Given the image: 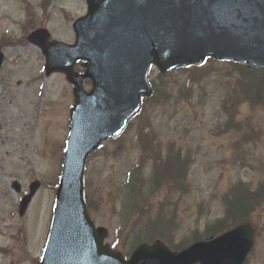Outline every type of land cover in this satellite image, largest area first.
Here are the masks:
<instances>
[{
  "label": "rangeland",
  "instance_id": "rangeland-1",
  "mask_svg": "<svg viewBox=\"0 0 264 264\" xmlns=\"http://www.w3.org/2000/svg\"><path fill=\"white\" fill-rule=\"evenodd\" d=\"M42 1L0 0V41L6 42L0 73V248L7 249L0 252V264H37L52 217L74 103L72 85L62 74L45 75V58L26 36L45 26L53 38L73 43V22L86 14L87 3ZM238 67L216 61L200 69L175 70L165 77L168 96L148 103L120 141H106L89 156L85 191L96 206L91 212L94 221L110 231L108 242L122 231L126 235L120 223L122 185L149 133L157 151L174 140L191 162L188 191L179 202L164 204L160 217L155 215L156 206L161 209L164 195L155 199L156 205L153 200L137 209L150 232L155 230L152 222L162 228L172 205L177 239L192 230L202 231L207 222L224 216L232 186L243 182L255 190L264 182V97L259 102L251 94L256 91L245 93L248 79L241 77ZM158 74L151 68V79ZM237 82L244 95L239 96L237 125L228 127L223 101ZM84 84L91 88L89 80ZM160 153L156 154L162 157ZM36 179L42 186L20 219V197ZM15 180L22 185L20 193L12 187ZM251 220L259 233L247 264H264V205Z\"/></svg>",
  "mask_w": 264,
  "mask_h": 264
},
{
  "label": "water",
  "instance_id": "water-1",
  "mask_svg": "<svg viewBox=\"0 0 264 264\" xmlns=\"http://www.w3.org/2000/svg\"><path fill=\"white\" fill-rule=\"evenodd\" d=\"M88 13L74 23L75 44L51 40L46 28L28 40L46 56V74L64 72L75 104L50 234L41 264H244L256 240L251 223L173 252L162 241L141 245L126 260L104 244L106 228L94 227L84 201L88 155L118 136L150 96L148 71L162 73L201 64L207 56L264 69V0H87ZM84 60V73L75 70ZM4 53L0 45V68ZM85 78L93 80L90 92ZM36 181L20 205L23 216L40 187ZM20 191L21 186L15 183Z\"/></svg>",
  "mask_w": 264,
  "mask_h": 264
},
{
  "label": "trees",
  "instance_id": "trees-1",
  "mask_svg": "<svg viewBox=\"0 0 264 264\" xmlns=\"http://www.w3.org/2000/svg\"><path fill=\"white\" fill-rule=\"evenodd\" d=\"M233 64L238 65L236 63ZM238 70L242 73L241 77L247 76L246 78L248 79L247 84L249 86L246 87L245 93H247V91L249 93H251L250 91H256V93L251 94L254 95V99L261 102L264 97V71L241 64ZM244 81H246V79ZM166 82L167 79L161 75L153 80L152 85L155 93L145 104L155 101L159 97L163 99L165 96H168ZM240 87L238 82L236 85L232 86L228 97L223 101V108L229 116L227 122L228 127L234 124L237 125L235 116L238 112V106L241 104L239 96L243 97L244 95V92L240 91L243 90V88L239 89ZM152 134L153 133H149L142 139L143 145H140V161L130 173L129 179L124 184L123 213H126L125 225L128 235H125L124 242L120 244L121 249L126 250L128 246L138 240H147L146 238L152 239L155 237L162 238L174 249H182L196 240L213 237L237 224L251 221L252 213L259 210L261 205H264V182L260 183L256 190H253L248 184L238 183L232 186L225 200L226 210L224 216L214 221L207 222L202 231L193 230L184 235L180 241H175L174 234L176 230L175 221L173 220L176 219L177 215L176 212H172L174 209L172 205L169 209V211H171L170 215L168 214L165 217L166 219L162 222V228L159 227L158 224H153L152 222L151 226H154L153 228L155 230L150 232V226L147 220H145V216L138 217L136 215L137 209L143 208L145 204L151 203L154 198L158 197L159 194L163 192L165 194V199H163V202L161 201V209L156 206L155 215L158 217L164 215V204L168 202L172 204L176 203L177 199L179 202L183 195H185V192L188 191L187 177L190 168V159L181 157L176 149H169L167 153H164L162 148V157L156 154L160 153V149L157 151V149L151 146V142L154 140ZM175 195H177V197H175ZM175 205L178 206V203ZM150 210L152 211V209ZM120 240L122 239L118 235L116 238L117 244H119ZM125 242H127V244H125Z\"/></svg>",
  "mask_w": 264,
  "mask_h": 264
}]
</instances>
